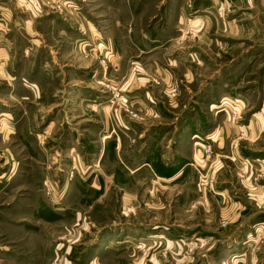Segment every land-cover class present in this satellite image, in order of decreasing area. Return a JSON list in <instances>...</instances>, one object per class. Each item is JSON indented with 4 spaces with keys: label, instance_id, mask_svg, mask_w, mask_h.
Instances as JSON below:
<instances>
[{
    "label": "rangeland",
    "instance_id": "rangeland-1",
    "mask_svg": "<svg viewBox=\"0 0 264 264\" xmlns=\"http://www.w3.org/2000/svg\"><path fill=\"white\" fill-rule=\"evenodd\" d=\"M12 1L16 20L28 25L17 24L8 78L0 74V264H264V202L258 209L244 205L260 194L264 168L260 157L240 154L242 146L264 151V133L252 140L245 127L220 149L208 133H197L188 146L180 127L185 119L225 116L242 126L252 118L264 123V0H253L243 10L250 13L238 17L246 29L258 26L255 36L218 43L234 60L223 75L238 76L237 90L253 93L243 107L236 96H219L220 81L196 75L166 82L154 74V46L172 34L188 44L191 34L158 31L179 22L173 10L184 3L185 24H193L198 6L210 1ZM233 8L223 0L212 19L233 16ZM209 84L218 97L201 95ZM206 98L213 102L208 108L193 109ZM93 103L115 109L137 134L102 141L106 131ZM145 104L157 107L144 111ZM149 125L158 135L150 142L143 131ZM173 146L193 165L176 181L161 179L176 168L159 174L154 166L158 182L141 169L131 173L117 154L134 155L135 168L143 148L164 153L160 162L169 164Z\"/></svg>",
    "mask_w": 264,
    "mask_h": 264
},
{
    "label": "crops",
    "instance_id": "crops-1",
    "mask_svg": "<svg viewBox=\"0 0 264 264\" xmlns=\"http://www.w3.org/2000/svg\"><path fill=\"white\" fill-rule=\"evenodd\" d=\"M12 3V0H0V74L1 78L7 79L8 78V70L5 66H8L9 60H10V54H11V48L13 47V44L16 40V26L21 25L27 26L28 24L24 22V20H16V9L12 8L10 4L7 2ZM203 1V0H202ZM210 1V5L207 6V4H201L202 6H198V8L195 11V14L197 15L198 12L201 14L197 16V18L194 20L195 23H189L185 24V20L189 19L188 14L190 16V13H187L188 10L185 7L184 3H180L178 8L174 9L176 13V18L179 20L176 24L170 25V23H167L165 28L159 29L158 31H165V32H185L188 31L191 34L188 35V44L185 43L180 39V36H176V34H172L168 36L169 38H166V42L159 43L156 46H154L155 56L157 58L156 64L154 65L155 68V75L162 81L171 82L179 79L180 77H188L189 81L191 82V79H196V75H200L205 80L209 82L212 80L220 81V95L221 97H227V96H236L239 98L240 104L243 107L248 103V96L253 95V93H247L246 91H238L237 84H234V81L238 79V76H224L223 70H228V73H230L233 69H229L228 67L231 66L232 57H229L231 55H228L227 52H223L222 50H219L218 43L226 42L225 39H237V40H244L245 38H248V36H255V32L257 29L256 24H251L247 26L248 29L245 28L243 25V22H239L240 19L238 18L240 15H248L247 12L250 13V11H243L246 9H252V6L255 2L253 0H231L233 4V16L230 17V15H227L225 19L217 18V20H213V18L217 17L216 9L219 5H223V0H204V2L208 3ZM14 5H16V2H14ZM251 13H254L251 12ZM201 17V18H199ZM214 18V19H215ZM30 21V20H28ZM190 21V19H189ZM184 24V25H183ZM247 25V24H246ZM250 27V28H249ZM77 28V36H79V32L83 30V25L80 27L81 29ZM258 30V29H257ZM60 32L65 34L64 30H60ZM150 31V30H149ZM9 32H11L10 39ZM67 33V32H66ZM66 35V34H65ZM70 36V35H67ZM247 36V37H246ZM183 39V38H181ZM185 40V39H184ZM153 41V39H152ZM157 41V39L155 40ZM35 42V41H34ZM154 42V41H153ZM257 42V41H255ZM238 43V42H237ZM254 46V44H253ZM221 47V46H220ZM168 51V53H165ZM165 54L167 56H165ZM229 57V58H228ZM219 58V60H218ZM226 60L223 61L222 60ZM254 58V54L249 55L247 58L243 57V60L236 64V70L237 68H240L242 65H248L252 59ZM230 59V60H229ZM248 60V61H247ZM172 66V68L168 67L167 64ZM178 63L181 65L180 71L175 69V66L178 65ZM229 64V65H228ZM248 67V66H247ZM230 70V71H229ZM208 79V80H207ZM234 80V81H233ZM241 86V85H240ZM211 84L207 86V89H210L207 91V89L201 94L203 97H218L217 91L213 94ZM142 90V88H141ZM242 97V99H241ZM211 99V98H210ZM207 98L203 100L201 104H195L193 105V109L196 110H204L206 107L213 103L212 100L210 102H206ZM213 108H218L217 104H215ZM179 107L178 104L172 105V107ZM186 107V105H184ZM144 111H152L153 108H150L148 104L144 105ZM160 107V106H158ZM164 107V106H162ZM184 107V108H185ZM92 110L95 112L98 116V122L99 125L104 129L106 132L103 133L102 141L110 140L111 138L115 140H119L118 143H122L123 139L127 138L130 135L137 134L136 129L137 126L134 123H131L129 121H126L124 119L118 120L116 117V111L115 109H112L111 107L100 105V104H92ZM161 111V109H158ZM116 112V113H115ZM162 112V111H161ZM93 116V118H95ZM88 118V117H87ZM89 120H91L89 118ZM208 126H212L210 129L203 131ZM150 125L145 128L144 136H146V141L150 142L152 139L156 138L154 136H158L156 131H150L148 128ZM180 127L183 129L184 136H187V144L189 146V143H192V137L198 136L197 133H200L202 136L203 134H215V146L217 145L220 149H226L228 147V144L231 141V138L237 137L239 135V132L241 130H244L245 127H248L247 130L248 137L250 139H258V136H261L262 133H264V123L263 121H257L254 118H252L248 125L246 126L243 124H235L230 119L225 116V118L218 120V118L213 117L212 121H209L207 119H201L199 122H187V119L181 122ZM143 125L140 126V131H142ZM187 128V130L185 129ZM186 132V133H185ZM167 134V133H166ZM165 134V135H166ZM196 134V135H195ZM143 133L140 132L139 136H142ZM142 136V137H144ZM174 136V135H173ZM178 137H181V134H178ZM247 137V138H248ZM162 137V139H164ZM194 138V137H193ZM172 140V138H170ZM189 142V143H188ZM174 147V146H173ZM143 149V148H142ZM141 149L139 156L141 159V164L139 166H136L135 168L130 164L131 161L134 159V155H129L122 153H117L119 157L120 155H123V157L120 158V160L129 161V164L124 162L125 167L130 170L131 173H133L134 170H140L141 174L145 175L148 174L153 177L158 178V182L161 180L159 178V174L164 173L170 169H175L173 172V176L170 178H161L165 179V181H176V179H179L181 175L186 176L189 172H192L193 165L191 160V155L188 156L185 154L180 153V149L174 147L175 150L172 151L170 154L173 158V162H170L169 164H165L160 162L161 160L165 161L164 153L159 152H151V151H144ZM148 149V147H147ZM247 147L242 146L240 154L242 156H245L246 154L254 155L253 157H260L262 160V167L264 168V154H262L264 151H256V150H246ZM263 151V152H262ZM259 152V153H257ZM262 152V153H260ZM190 153V152H189ZM116 154V155H117ZM168 155V154H167ZM240 155V156H241ZM170 156H168L169 158ZM177 158V159H176ZM176 159V161H175ZM178 160V161H177ZM180 160L183 161L182 164H180ZM159 169V174L155 171L156 167ZM229 167V165H227ZM228 168L223 170V172L226 173V177H231V170L228 172ZM161 172V173H160ZM167 179V180H166ZM225 182V181H224ZM228 182V181H227ZM226 184V183H225ZM232 184V183H227ZM127 186V184H126ZM164 186V185H163ZM162 186V187H163ZM262 189H259V195L255 199L254 203L252 201H246V204L244 202V199L242 201L244 202V205L246 209H258L261 208L259 206H262L261 203L264 202V185L261 186ZM125 198H128V190L125 189L124 191ZM125 199V204L127 205V200ZM240 202V201H238ZM236 203V202H235ZM243 205V204H242ZM263 207V206H262ZM261 213V212H259ZM256 213V214H259ZM251 219V218H250ZM262 219V216L255 217V220ZM247 219L244 220L242 223H240L239 227L243 226L246 223ZM257 221H255L252 226L256 224ZM238 228V227H237ZM242 228V227H241ZM236 251L237 248H233ZM241 257V256H240Z\"/></svg>",
    "mask_w": 264,
    "mask_h": 264
},
{
    "label": "built area",
    "instance_id": "built-area-1",
    "mask_svg": "<svg viewBox=\"0 0 264 264\" xmlns=\"http://www.w3.org/2000/svg\"><path fill=\"white\" fill-rule=\"evenodd\" d=\"M126 101V100H125ZM248 163L249 161H244L243 162V170L246 171L248 169Z\"/></svg>",
    "mask_w": 264,
    "mask_h": 264
}]
</instances>
